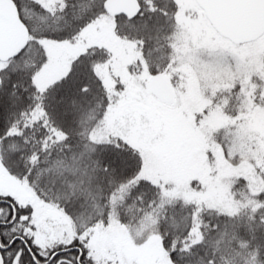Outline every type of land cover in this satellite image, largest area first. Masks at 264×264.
<instances>
[{
    "label": "snow or ice",
    "instance_id": "1",
    "mask_svg": "<svg viewBox=\"0 0 264 264\" xmlns=\"http://www.w3.org/2000/svg\"><path fill=\"white\" fill-rule=\"evenodd\" d=\"M0 264H264V0H0Z\"/></svg>",
    "mask_w": 264,
    "mask_h": 264
}]
</instances>
